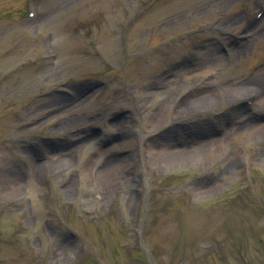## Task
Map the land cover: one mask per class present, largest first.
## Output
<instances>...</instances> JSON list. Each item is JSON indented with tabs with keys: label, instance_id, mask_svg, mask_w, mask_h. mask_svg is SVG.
I'll return each mask as SVG.
<instances>
[{
	"label": "rangeland",
	"instance_id": "1",
	"mask_svg": "<svg viewBox=\"0 0 264 264\" xmlns=\"http://www.w3.org/2000/svg\"><path fill=\"white\" fill-rule=\"evenodd\" d=\"M261 1L0 0V264H264Z\"/></svg>",
	"mask_w": 264,
	"mask_h": 264
},
{
	"label": "bare ground",
	"instance_id": "2",
	"mask_svg": "<svg viewBox=\"0 0 264 264\" xmlns=\"http://www.w3.org/2000/svg\"><path fill=\"white\" fill-rule=\"evenodd\" d=\"M263 74H264V71L262 72ZM261 77V78H260ZM252 81H254V83L255 84H258L259 86H258V88L260 89V91H264V75L263 76H260L259 75V77H258V75L256 76V78H254V80H252ZM261 83V84H260ZM199 147V146H198ZM107 164V163H106ZM106 164L103 166V167H101L102 169H104L105 168V170H106ZM112 163H110L108 166H110ZM102 169H100V172H102Z\"/></svg>",
	"mask_w": 264,
	"mask_h": 264
}]
</instances>
